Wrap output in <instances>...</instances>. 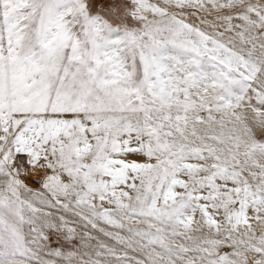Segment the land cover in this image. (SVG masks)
Wrapping results in <instances>:
<instances>
[{
    "label": "snow or ice",
    "instance_id": "1",
    "mask_svg": "<svg viewBox=\"0 0 264 264\" xmlns=\"http://www.w3.org/2000/svg\"><path fill=\"white\" fill-rule=\"evenodd\" d=\"M112 15L0 0V264H264V0Z\"/></svg>",
    "mask_w": 264,
    "mask_h": 264
},
{
    "label": "rangeland",
    "instance_id": "2",
    "mask_svg": "<svg viewBox=\"0 0 264 264\" xmlns=\"http://www.w3.org/2000/svg\"><path fill=\"white\" fill-rule=\"evenodd\" d=\"M128 2L129 0H86L88 11L91 16L103 17L116 29L112 34L113 36L123 34V26L113 17L112 11L114 9L123 8ZM125 23H127V21ZM128 26L132 27L133 25L128 24ZM29 182H31V178H29ZM74 248L75 245H69L64 241L58 242L56 238L53 237L47 249L52 264H68L69 257L66 254ZM57 250H63L65 255H60ZM71 260L72 264H80V257L74 256L71 257Z\"/></svg>",
    "mask_w": 264,
    "mask_h": 264
}]
</instances>
